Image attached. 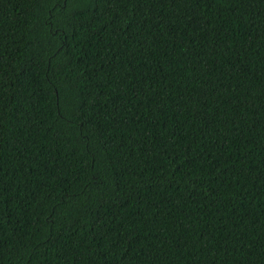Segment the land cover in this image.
<instances>
[{"label": "trees", "instance_id": "obj_1", "mask_svg": "<svg viewBox=\"0 0 264 264\" xmlns=\"http://www.w3.org/2000/svg\"><path fill=\"white\" fill-rule=\"evenodd\" d=\"M0 264H264V0H0Z\"/></svg>", "mask_w": 264, "mask_h": 264}]
</instances>
